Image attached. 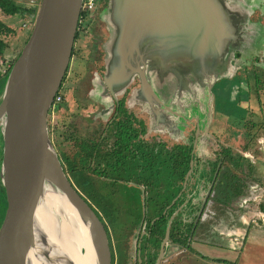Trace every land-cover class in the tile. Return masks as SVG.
Listing matches in <instances>:
<instances>
[{
    "label": "flooded vegetation",
    "instance_id": "1",
    "mask_svg": "<svg viewBox=\"0 0 264 264\" xmlns=\"http://www.w3.org/2000/svg\"><path fill=\"white\" fill-rule=\"evenodd\" d=\"M106 7L107 0L84 40L76 32L58 90L68 96L49 108L47 127L65 175L104 226L110 264H191L197 214L196 228L234 202L238 221L217 222L216 232L236 250L235 234H244L237 223L250 226L264 212V175H256L264 160L252 153H264L256 136L264 126V51L245 60L235 52L229 74L212 87L211 111L174 109L165 127L133 96L137 78L115 94L104 83ZM253 19L264 36V0Z\"/></svg>",
    "mask_w": 264,
    "mask_h": 264
},
{
    "label": "water",
    "instance_id": "2",
    "mask_svg": "<svg viewBox=\"0 0 264 264\" xmlns=\"http://www.w3.org/2000/svg\"><path fill=\"white\" fill-rule=\"evenodd\" d=\"M263 0H107L102 16L104 83L132 94L167 127L174 109H212V87L235 52L264 47L253 19ZM81 0H40L29 36L0 79V264H56L36 221L46 189L63 194L87 229L91 264H110L104 226L65 175L47 113L68 67ZM197 214L191 228L195 235Z\"/></svg>",
    "mask_w": 264,
    "mask_h": 264
},
{
    "label": "rangeland",
    "instance_id": "3",
    "mask_svg": "<svg viewBox=\"0 0 264 264\" xmlns=\"http://www.w3.org/2000/svg\"><path fill=\"white\" fill-rule=\"evenodd\" d=\"M19 3L21 5H25L26 8L32 9L33 13L31 14V16L33 21L40 0H19ZM258 6L255 9H257ZM105 10L103 9L102 12H105ZM17 17L16 16L11 18H7V16H5V18L2 17V21L5 24L12 25V27H14L15 25V31L14 33L11 32H9L8 34L4 33V35L0 37L5 43V45L8 44V46L10 47L9 50L12 49L10 51V54L14 58L16 57L17 53L21 51V48L24 45L30 33V29L25 30V28L20 27L21 21ZM255 22H257L261 26V24L258 21ZM88 28L80 32L81 38L83 40L85 39V36L88 34L89 31ZM103 31H104V27H103ZM260 50L264 51V47ZM14 58H12L11 61L14 60ZM250 58H246V59H250ZM262 94H263V90L260 92L261 100L263 99ZM61 95H62V101L59 104L64 103L66 101V97L68 96L65 90L61 92ZM261 128L262 129L256 135L258 138H264V126H262ZM237 143L238 142L236 141V139H234L233 144L238 145ZM256 150L252 152L256 154L255 155L256 162L258 161L262 162L264 160V153L258 149ZM263 169L264 168L262 167L260 170L259 169L256 170L257 177L262 178V175H264ZM217 207L218 209L217 210L215 209L216 210L215 214H212L213 216L207 219L206 222L202 224V226H199L197 231L195 232V236H194L195 238H193L192 241V252L196 250L198 252L197 254L200 256L196 255L195 253H192L191 264H264V222L257 220L255 222H250L251 223L250 226L242 225L241 222H238L237 225H239V227L243 229L242 233L244 234L247 233V238L246 240L244 239L243 245L241 246L240 249L232 250L231 248L228 247L225 240L226 238L218 237L216 231L221 226L219 227L218 225H216V223L221 221V222H225V224L226 223L231 224L238 221L237 220L238 204L237 202H234L232 205H228V207H223L224 209H219L221 208L219 206ZM261 207H264V203H262ZM254 208L256 207L254 206ZM246 217L247 219H250L253 218L254 216H252V213H246ZM194 242H200L203 243L204 245L203 244L198 245ZM201 256L207 257L209 261L203 260Z\"/></svg>",
    "mask_w": 264,
    "mask_h": 264
},
{
    "label": "bare ground",
    "instance_id": "4",
    "mask_svg": "<svg viewBox=\"0 0 264 264\" xmlns=\"http://www.w3.org/2000/svg\"><path fill=\"white\" fill-rule=\"evenodd\" d=\"M36 221L46 234L56 264H91L92 251L87 229L66 197L46 189L37 206ZM31 264H46L34 257Z\"/></svg>",
    "mask_w": 264,
    "mask_h": 264
},
{
    "label": "built area",
    "instance_id": "5",
    "mask_svg": "<svg viewBox=\"0 0 264 264\" xmlns=\"http://www.w3.org/2000/svg\"><path fill=\"white\" fill-rule=\"evenodd\" d=\"M105 0H81L80 4V13L78 17V25L77 30L83 31L90 26V24L95 20L98 16L100 9L103 5ZM33 25V21L30 22L28 29L31 30ZM13 60H0V74L3 76L8 71L9 67L11 66ZM62 101V95L58 91L52 101L51 106L56 107ZM256 217L251 219V222H255L260 220L264 222V212H258ZM245 239V234L236 233L235 237L232 241L231 247L234 249H240L243 245V241Z\"/></svg>",
    "mask_w": 264,
    "mask_h": 264
},
{
    "label": "crops",
    "instance_id": "6",
    "mask_svg": "<svg viewBox=\"0 0 264 264\" xmlns=\"http://www.w3.org/2000/svg\"><path fill=\"white\" fill-rule=\"evenodd\" d=\"M15 1V3L18 5V6H20V7H25L26 8V6L25 5H21L20 3H19V0H14ZM27 11H31L32 12V9L31 8H27ZM0 14H1V16H0V21L2 22V23H4L3 21H2V17H4L5 18V16H7V18H11V17H14V16H18L17 18H19V20L21 21V28H25V30H28V26H29V24H30V22L32 21V16H31V14H28L27 12H24V13H17V14H13V15H10V14H5V13H3L1 10H0ZM5 24V23H4ZM8 28H11V33H14V31H15V25H14V27H12V25H9V24H5ZM5 34H8V33H5ZM4 34H2L1 35V37L3 36ZM9 46H8V44L7 45H5L2 49L0 48V52L2 53V54H0V60H5V59H8V60H11L12 58H14L11 54H10V51L12 50H9ZM8 50V51H7ZM1 77H2V75L0 74V79H1ZM246 238H247V233L245 234V240H246ZM203 260H207V261H209V259L207 258V257H203Z\"/></svg>",
    "mask_w": 264,
    "mask_h": 264
},
{
    "label": "trees",
    "instance_id": "7",
    "mask_svg": "<svg viewBox=\"0 0 264 264\" xmlns=\"http://www.w3.org/2000/svg\"><path fill=\"white\" fill-rule=\"evenodd\" d=\"M0 10L5 14H10V15L17 14V13H24V12H27L28 14L33 13V11L32 12L27 11V8H25V7L22 8V7L18 6L14 0H0ZM9 32H11V28H8L4 23H2L0 21V37L2 34L9 33ZM4 46H5V43L0 38V48L2 49ZM0 54H2V53L0 52ZM18 55H19V53H17L16 57ZM15 58H14V60H15Z\"/></svg>",
    "mask_w": 264,
    "mask_h": 264
}]
</instances>
